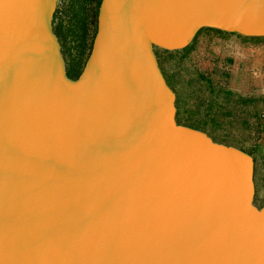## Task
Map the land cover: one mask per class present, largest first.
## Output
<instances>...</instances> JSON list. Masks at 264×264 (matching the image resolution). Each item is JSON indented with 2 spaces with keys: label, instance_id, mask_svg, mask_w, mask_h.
Here are the masks:
<instances>
[{
  "label": "water",
  "instance_id": "1",
  "mask_svg": "<svg viewBox=\"0 0 264 264\" xmlns=\"http://www.w3.org/2000/svg\"><path fill=\"white\" fill-rule=\"evenodd\" d=\"M56 0H0V264H264L253 158L175 119L155 47L264 36V0H99L78 74Z\"/></svg>",
  "mask_w": 264,
  "mask_h": 264
},
{
  "label": "rangeland",
  "instance_id": "2",
  "mask_svg": "<svg viewBox=\"0 0 264 264\" xmlns=\"http://www.w3.org/2000/svg\"><path fill=\"white\" fill-rule=\"evenodd\" d=\"M98 3L56 0L51 26L73 74L89 51ZM154 53L175 94L176 121L248 152L253 201L264 203V36L202 27L182 48Z\"/></svg>",
  "mask_w": 264,
  "mask_h": 264
},
{
  "label": "flooded vegetation",
  "instance_id": "3",
  "mask_svg": "<svg viewBox=\"0 0 264 264\" xmlns=\"http://www.w3.org/2000/svg\"><path fill=\"white\" fill-rule=\"evenodd\" d=\"M59 49H60V52H61V55H62L65 73L67 74V76H69L71 78L75 77L78 73L73 74L72 69H70V66L72 65V63L66 58L65 53L62 52L60 44H59ZM254 204L257 205V206L261 205V204H256L255 202H254Z\"/></svg>",
  "mask_w": 264,
  "mask_h": 264
},
{
  "label": "crops",
  "instance_id": "4",
  "mask_svg": "<svg viewBox=\"0 0 264 264\" xmlns=\"http://www.w3.org/2000/svg\"><path fill=\"white\" fill-rule=\"evenodd\" d=\"M185 96H186V100H188V87H186Z\"/></svg>",
  "mask_w": 264,
  "mask_h": 264
}]
</instances>
